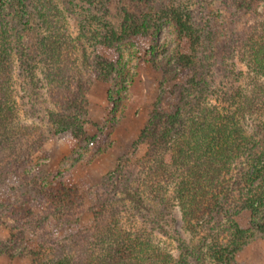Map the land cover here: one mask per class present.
Returning <instances> with one entry per match:
<instances>
[{"label":"rangeland","instance_id":"rangeland-1","mask_svg":"<svg viewBox=\"0 0 264 264\" xmlns=\"http://www.w3.org/2000/svg\"><path fill=\"white\" fill-rule=\"evenodd\" d=\"M128 1L112 0L106 14L101 6L87 0H0V20L7 25V37H12L16 50L21 39L27 48L19 51L23 59L28 53L36 59L33 95L27 87L22 91L18 64H15L13 87L17 114L21 124L33 125L37 127L36 135L47 136L39 150H32L31 162L18 176L4 185V179L0 182V250L4 251L0 254V264H31L39 246L46 255L44 259L56 254L57 248L69 247L75 243L72 237L94 225V213L101 201H108L115 211H121L128 228L138 226L134 223L143 216L156 219L164 211V205L137 203L131 196L136 188L135 166L148 152L142 133L152 113L157 110L172 113L179 106L188 115L199 94L212 93L220 84L222 62L230 52L246 72L243 86L253 88L252 74L240 57L247 31L255 24H264V0H164L169 7L187 14L202 37L190 67L178 61L179 52L190 54V51L188 44L179 40L176 26L170 20L163 22L153 38L136 37L116 49L99 44L106 26H117L123 21L124 9L138 14L146 11ZM41 10L67 32L65 36L72 38L71 43L76 47L67 48L59 64L55 55L51 56V62L35 56L41 37L54 34L50 26L43 29ZM77 37H86L82 40L83 47L76 43ZM207 37L214 38V47L206 42ZM50 48H54L52 41ZM84 49L90 62L97 55L116 61L120 73L112 84H106L89 70V83L79 102L83 100L80 106L85 114L81 118L91 140L79 142L71 134L54 133L49 127L50 113H59L66 107L69 95L66 81H74L70 73L72 66L83 70L90 66L83 64ZM13 56L19 60L15 51ZM58 66L62 67L61 71ZM82 74L86 76L83 71ZM210 103L217 104L207 98L205 104ZM244 124L252 137L251 149L245 155L264 153L261 126L264 117L248 116ZM241 163L239 169L244 173L251 170L244 161ZM259 183L260 180L255 186ZM61 192L67 195L64 204L52 208V199L60 197ZM25 208L49 213L40 236H13L19 231V223L29 219ZM225 215L216 214L193 227H186L179 216L177 223L166 227L167 234L154 240L176 257L182 255L189 264H216L211 258V249L216 244L235 254L231 264H264V207L257 216L248 209H231ZM55 217H63L65 222L60 223ZM234 224L245 234L231 236Z\"/></svg>","mask_w":264,"mask_h":264},{"label":"trees","instance_id":"trees-1","mask_svg":"<svg viewBox=\"0 0 264 264\" xmlns=\"http://www.w3.org/2000/svg\"><path fill=\"white\" fill-rule=\"evenodd\" d=\"M87 1L101 6L107 14L112 0ZM129 2L146 11L138 14L124 9L123 21L117 26H106L99 37V44L116 49L136 37L153 38L163 22L170 20L176 26L179 40L188 44L190 51V54L179 52L178 61L183 66H192L202 37L198 36L190 17L179 9L169 7L164 0ZM41 15L43 29L46 25L50 26L54 34L41 37L35 56L51 62V56L55 55L59 64L65 50L76 47L71 43L72 38L65 36L66 31L56 21H51L46 11L41 10ZM82 27L84 30V25ZM6 29V23L0 20V182L4 179L3 185L26 168L31 162L32 150H39L47 138L44 133L36 135L37 127L20 122L14 99L15 64H18L22 91L27 87L33 95L36 59L29 53L23 59L19 51L27 48L20 39L16 50L12 37H7ZM84 38L75 39L78 46L83 47ZM205 40L214 47L213 37ZM51 41L54 48L48 49ZM242 46L240 58L246 62L248 73L252 74L253 88L243 86L246 72L230 52L222 62V80L212 93L199 94L198 100L195 99L197 103L188 115L179 106L174 107L172 113L153 112L142 133V141L147 144L148 152L135 166L136 188L131 196L137 203L149 201V204L155 202L164 205V211L153 220L143 216L134 223L138 226L128 228L121 211H115L108 201H101L94 213V225L81 235L72 237L78 245L74 246L73 243L66 248H57V253L49 259H44L46 255L39 246L33 253L35 257L31 264H189L182 255L176 257L154 240L159 235L167 234L166 227L177 223V217L180 216L186 227H193L216 214L225 215L231 209H248L253 216L259 214L264 207V153L252 157L245 155L251 149L252 137L244 123L248 116L264 117V24L253 25L247 31ZM14 51L19 56L18 61L13 56ZM83 51V64L90 66L84 70L72 66L70 73L74 75V81H66L69 92V95L66 94V107L60 109L59 113H50L49 130L71 134L79 142H88L91 138L87 136L82 122L81 116H84L85 110L80 106L83 100L79 102V98L84 96L89 83V70H93L99 81L112 84L118 78L120 69L116 61L98 55L90 62V56L85 49ZM58 67L61 71L62 67ZM207 98L217 104H205ZM71 111L74 114H69ZM241 161L250 167L249 172L244 173L239 169ZM259 180L260 183L255 186ZM60 194V197L51 198L52 208L64 204L67 195L63 192ZM24 213L29 219L19 223L21 229L13 236H40V229L48 222L49 213H36L30 208H25ZM55 219L60 223L65 222L63 217ZM233 226L231 236L245 234L237 225ZM2 252L1 249L0 254ZM211 258L216 264H231L235 254L216 244L211 249Z\"/></svg>","mask_w":264,"mask_h":264}]
</instances>
